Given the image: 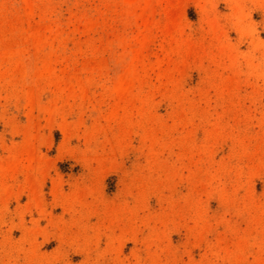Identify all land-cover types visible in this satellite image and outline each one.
Listing matches in <instances>:
<instances>
[{"label": "rangeland", "instance_id": "obj_1", "mask_svg": "<svg viewBox=\"0 0 264 264\" xmlns=\"http://www.w3.org/2000/svg\"><path fill=\"white\" fill-rule=\"evenodd\" d=\"M0 264H264V0H0Z\"/></svg>", "mask_w": 264, "mask_h": 264}]
</instances>
